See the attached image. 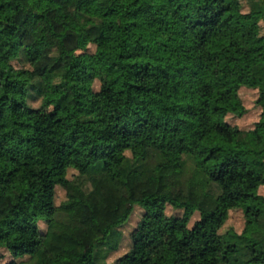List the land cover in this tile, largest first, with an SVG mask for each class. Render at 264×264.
<instances>
[{
	"label": "trees",
	"instance_id": "obj_1",
	"mask_svg": "<svg viewBox=\"0 0 264 264\" xmlns=\"http://www.w3.org/2000/svg\"><path fill=\"white\" fill-rule=\"evenodd\" d=\"M229 66L257 91L258 120L231 124L241 100L206 91L195 107L213 129L187 140L183 80L198 69L215 83ZM261 186L264 0H0V264H264ZM41 208L52 218L27 252ZM136 209L129 248L108 261Z\"/></svg>",
	"mask_w": 264,
	"mask_h": 264
},
{
	"label": "rangeland",
	"instance_id": "obj_2",
	"mask_svg": "<svg viewBox=\"0 0 264 264\" xmlns=\"http://www.w3.org/2000/svg\"><path fill=\"white\" fill-rule=\"evenodd\" d=\"M244 9L246 10V8ZM261 25H263V23H261ZM93 51H94V46L89 45L87 50H78L76 52V60L78 62V65L85 74H90L95 69V66L92 62L90 55ZM197 81L199 82L203 81L204 83V87H200V90H198V88L194 90V86ZM247 83L248 81L242 78L239 72L236 69H234L233 66H229L224 72L223 77L215 83L207 82L202 77V74L198 69H191L189 73L186 75L181 85L184 91H188V89L193 90L192 95L189 96L193 104V107L190 109V111L187 114L188 126H189V129L186 133L187 140H191L194 137L202 134H209L213 129V125L208 115V112L206 110H199L195 107V105H197L202 100L206 91H211L214 95V98L220 105L224 107H229L233 110H235L238 107L239 105L238 98H239L242 104L244 105V107L247 109L246 113L241 117L228 115L227 120L231 124L239 125L242 128H252L254 126V123L259 118V108L255 103V100L257 98V91L255 89L248 88L246 86ZM198 86L199 85H197V87ZM92 87L94 90L98 89L99 83L97 80L93 82ZM82 94L84 95L85 98H90L92 96L89 86L87 85L83 86ZM30 102L34 108H39L41 105L40 98L31 99ZM47 110L48 107H44L39 110L38 112L39 119H42L44 117V114ZM257 137L259 138V134H257ZM137 154L145 155L146 152L142 150ZM167 154L170 155L171 151L168 150ZM69 164H70V168L68 170L69 178L77 174V172L83 168V163L80 160V158L77 156L73 157L70 160ZM259 191L264 193V186H261L259 188ZM64 196H65L64 188L62 186H58L56 190V202L57 203L61 202ZM140 212L141 211L139 209H136L129 218V220L127 221V223L121 228V231L123 233V238L120 244V248L118 249V251L112 253L108 257V261L114 260L116 257L124 253L129 248L130 246L129 235L132 229L136 226V224L139 221ZM166 213L168 215H171V214H175L176 211H174L171 207L168 206L166 209ZM39 217L41 220L38 223V226L29 225L26 228V232L33 239V243L26 248L27 252H31L40 243V236L38 234L39 233L38 230L40 229L41 232L46 231L47 221H50L52 218V211L47 208H41L39 212ZM242 223L243 220L241 213L239 211H233L230 213L226 225H232L237 229H239L242 227ZM7 259L8 257L6 258V260ZM53 261L56 264H59L60 258L54 257Z\"/></svg>",
	"mask_w": 264,
	"mask_h": 264
}]
</instances>
